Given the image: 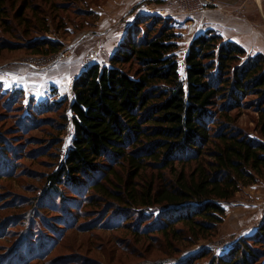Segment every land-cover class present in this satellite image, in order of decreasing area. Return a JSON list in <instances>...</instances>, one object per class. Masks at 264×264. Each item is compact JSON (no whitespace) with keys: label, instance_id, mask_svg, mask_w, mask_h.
Returning a JSON list of instances; mask_svg holds the SVG:
<instances>
[{"label":"trees","instance_id":"obj_1","mask_svg":"<svg viewBox=\"0 0 264 264\" xmlns=\"http://www.w3.org/2000/svg\"><path fill=\"white\" fill-rule=\"evenodd\" d=\"M179 39L170 18L137 14L107 64H92L75 77L70 147L45 180L53 190L59 185L75 191L89 207L103 200L117 204L112 220L123 219L120 226L133 220L135 236H161L170 247L212 238L225 215L222 204L264 176V56H248L207 30L188 45L182 79ZM22 45L4 44L0 50ZM24 48L47 56L63 46L30 39ZM215 100L219 114L210 110ZM55 103H41L33 113L52 111ZM243 108L257 114L260 139L234 126L230 113ZM10 144L0 135V178L15 167ZM153 207V221L139 220ZM14 255L8 264L17 263ZM263 261L264 220L252 236L209 264Z\"/></svg>","mask_w":264,"mask_h":264},{"label":"rangeland","instance_id":"obj_2","mask_svg":"<svg viewBox=\"0 0 264 264\" xmlns=\"http://www.w3.org/2000/svg\"><path fill=\"white\" fill-rule=\"evenodd\" d=\"M109 1L0 0V45L23 44L0 50V135L11 143L8 157L16 167L0 178V264H8L13 254V264H185L202 253L206 256L189 264H209L238 240L252 236L264 220V176L222 204L225 215L212 238L191 246L174 242L172 247L161 236H135L133 220L128 226H120L123 219L112 220L117 204L103 200L89 207L75 191L45 184L70 147L72 81L92 64H107L137 14L172 20L180 36L179 73L185 78L184 56L193 34L185 20H174L169 13L175 4L183 7L191 0H139L124 12L116 6L120 0L113 6ZM18 11L22 16L16 18ZM23 20L29 23L23 25ZM30 39L59 42L63 49L34 55L24 48ZM46 102H56L52 111L33 113ZM210 110L219 114V102ZM230 115L236 128L260 139L253 109ZM145 176L149 179L151 171ZM156 216L153 207L139 220L150 223Z\"/></svg>","mask_w":264,"mask_h":264},{"label":"crops","instance_id":"obj_3","mask_svg":"<svg viewBox=\"0 0 264 264\" xmlns=\"http://www.w3.org/2000/svg\"><path fill=\"white\" fill-rule=\"evenodd\" d=\"M138 1L120 0L116 5V1L110 0L109 5L115 4L124 12ZM209 1L191 0L183 7L174 2L172 13L169 14L174 20H185V27L191 30L192 38L207 30H213L224 41L236 43L244 48L247 55L264 56V0ZM198 29L200 32L196 34Z\"/></svg>","mask_w":264,"mask_h":264}]
</instances>
